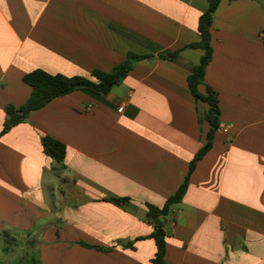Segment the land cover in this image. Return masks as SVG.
I'll list each match as a JSON object with an SVG mask.
<instances>
[{"label": "crops", "instance_id": "crops-1", "mask_svg": "<svg viewBox=\"0 0 264 264\" xmlns=\"http://www.w3.org/2000/svg\"><path fill=\"white\" fill-rule=\"evenodd\" d=\"M208 8L209 0H0V135L7 106L30 98L24 77L35 70L90 77L129 52L180 50L139 63L107 94L55 99L0 136V240L15 244L22 264H154L147 204L161 208L177 192L210 130V106L188 83L204 55L190 46ZM211 37L199 92L215 93L221 127L170 217L166 260L264 264V0H221ZM45 137L66 146L63 163L46 155Z\"/></svg>", "mask_w": 264, "mask_h": 264}, {"label": "trees", "instance_id": "trees-1", "mask_svg": "<svg viewBox=\"0 0 264 264\" xmlns=\"http://www.w3.org/2000/svg\"><path fill=\"white\" fill-rule=\"evenodd\" d=\"M220 3L221 0H209V8L199 20L201 41L190 46L192 49L204 51L201 63L195 67L194 73L189 76L188 83L193 96L210 106L209 111L204 115V119L210 124L207 143L192 161L184 183L177 192L166 201L165 205L160 208L152 204H147L148 216L154 226V232L150 238L155 241L157 246L155 258L152 261L154 264H168L166 260L168 238L167 227L170 222V217L174 208L183 201L189 188L191 175L195 171L198 162H200L212 149L215 135L221 127V109L215 93L209 89L208 94L203 96L199 92V87L203 85L205 81L207 67L213 59L214 49L212 46L211 30L214 14L219 8ZM179 53L180 50L166 55H138L129 52L126 61L114 68L110 73L96 71L93 72L90 77H67L62 74H51L43 70H35L24 77V81L33 88L30 98L20 107L7 106V119L0 136L8 133L13 127L27 121L33 111L46 107L55 99L65 97L81 90H89L96 94H107L114 87L121 85L127 78L128 74L139 63L153 61L155 59L171 60ZM42 143L47 156L51 157L59 164L63 163L67 155V148L63 143L51 137L43 138ZM128 201L129 199L117 200L119 203H127ZM83 246L104 252L109 251L108 249L88 244H83ZM128 246L133 248V243L128 244Z\"/></svg>", "mask_w": 264, "mask_h": 264}, {"label": "rangeland", "instance_id": "rangeland-1", "mask_svg": "<svg viewBox=\"0 0 264 264\" xmlns=\"http://www.w3.org/2000/svg\"><path fill=\"white\" fill-rule=\"evenodd\" d=\"M5 247H9L10 251L4 250ZM22 257L23 254L17 251L14 243L0 240V264H22Z\"/></svg>", "mask_w": 264, "mask_h": 264}, {"label": "built area", "instance_id": "built-area-1", "mask_svg": "<svg viewBox=\"0 0 264 264\" xmlns=\"http://www.w3.org/2000/svg\"><path fill=\"white\" fill-rule=\"evenodd\" d=\"M123 110H124V108H122V107L119 109L120 112H122ZM225 131L227 132V130H225Z\"/></svg>", "mask_w": 264, "mask_h": 264}]
</instances>
